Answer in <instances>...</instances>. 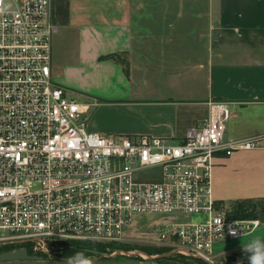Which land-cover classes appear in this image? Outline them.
Segmentation results:
<instances>
[{
	"label": "built area",
	"instance_id": "obj_1",
	"mask_svg": "<svg viewBox=\"0 0 264 264\" xmlns=\"http://www.w3.org/2000/svg\"><path fill=\"white\" fill-rule=\"evenodd\" d=\"M50 1L0 0V244L56 258L75 243L126 240L136 216L182 213L201 219L166 222L158 239L212 262L216 244L259 224L217 205L215 161L259 143L225 139L230 111L215 99L177 140L89 129L92 105L52 75Z\"/></svg>",
	"mask_w": 264,
	"mask_h": 264
},
{
	"label": "crops",
	"instance_id": "obj_2",
	"mask_svg": "<svg viewBox=\"0 0 264 264\" xmlns=\"http://www.w3.org/2000/svg\"><path fill=\"white\" fill-rule=\"evenodd\" d=\"M50 12L52 75L92 105L89 129L177 140L224 100L225 139L259 145L216 159L213 195L264 197V0H51Z\"/></svg>",
	"mask_w": 264,
	"mask_h": 264
},
{
	"label": "rangeland",
	"instance_id": "obj_3",
	"mask_svg": "<svg viewBox=\"0 0 264 264\" xmlns=\"http://www.w3.org/2000/svg\"><path fill=\"white\" fill-rule=\"evenodd\" d=\"M54 81L57 82L55 79ZM68 96L77 101L82 100L76 93L71 91H69ZM216 163L219 162L215 161V165ZM220 164L221 163L217 165ZM259 198L260 197H257V199L253 198L252 202L264 203V197L262 199ZM234 202H236V200L220 201L217 205L223 206L228 212L232 208ZM199 219H201L200 216L182 213L172 215H139L136 216L132 223L126 228V240L116 244L93 243L91 246H84V248L80 251L84 257L83 262L73 260V258H67L64 255L65 250L60 257L56 258L42 256V259L40 260L0 261V264H70V261H72V264H93L110 262L113 260L136 263L140 261H148L157 262L159 264H210L196 258L187 257L179 253H173L171 252L170 246L158 239L159 226L166 222L191 221ZM246 219H257L259 224L253 231L257 229L264 231V212L259 210L258 215ZM253 231L247 233L240 239L216 244L211 264H245L243 258V252L245 251L244 247H246L250 242L247 241L246 244H244L242 239L248 237ZM127 253L130 255H126Z\"/></svg>",
	"mask_w": 264,
	"mask_h": 264
},
{
	"label": "trees",
	"instance_id": "obj_4",
	"mask_svg": "<svg viewBox=\"0 0 264 264\" xmlns=\"http://www.w3.org/2000/svg\"><path fill=\"white\" fill-rule=\"evenodd\" d=\"M262 198L263 197H260L259 199H262ZM252 200L253 198L236 200V202H234V204L232 205V208L227 212V216L237 217V218H251V217H255L256 215H258L259 210L264 212V203H261V202L253 203ZM93 243L97 244V242H90V241L84 242V243H75L72 247L68 248L65 251L64 255L67 258H74L77 253H81L80 251L84 248V246H87V245L91 246V244ZM98 244H101V243H98ZM15 247L16 246L14 244H0V252L10 251ZM28 253L33 254L30 250H28Z\"/></svg>",
	"mask_w": 264,
	"mask_h": 264
},
{
	"label": "water",
	"instance_id": "obj_5",
	"mask_svg": "<svg viewBox=\"0 0 264 264\" xmlns=\"http://www.w3.org/2000/svg\"><path fill=\"white\" fill-rule=\"evenodd\" d=\"M250 253L248 251L243 252V258L245 264H250ZM42 255L30 254L26 248L19 247L10 251L0 252V261H12V260H40ZM212 262H210L211 264Z\"/></svg>",
	"mask_w": 264,
	"mask_h": 264
},
{
	"label": "clouds",
	"instance_id": "obj_6",
	"mask_svg": "<svg viewBox=\"0 0 264 264\" xmlns=\"http://www.w3.org/2000/svg\"><path fill=\"white\" fill-rule=\"evenodd\" d=\"M244 249L250 253V264H264V239L257 238L247 244ZM73 260L83 262L84 257L81 253H77ZM70 264H72V261H70Z\"/></svg>",
	"mask_w": 264,
	"mask_h": 264
}]
</instances>
